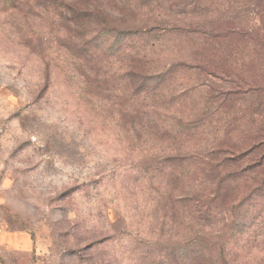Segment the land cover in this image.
Returning a JSON list of instances; mask_svg holds the SVG:
<instances>
[{"label": "rangeland", "instance_id": "obj_1", "mask_svg": "<svg viewBox=\"0 0 264 264\" xmlns=\"http://www.w3.org/2000/svg\"><path fill=\"white\" fill-rule=\"evenodd\" d=\"M220 14L261 33L256 0H0V264H264V38Z\"/></svg>", "mask_w": 264, "mask_h": 264}, {"label": "trees", "instance_id": "obj_2", "mask_svg": "<svg viewBox=\"0 0 264 264\" xmlns=\"http://www.w3.org/2000/svg\"><path fill=\"white\" fill-rule=\"evenodd\" d=\"M214 2L217 3H221L223 1L226 0H213ZM258 6H260V35H253L254 31L250 30L248 28L242 27L240 25H238L237 27L234 26L235 24V19H230L229 17L226 18L223 16V14H220L217 19H216V24L214 22V27L212 28L210 34L214 37V38H218L219 40H225V39H234L235 37H251L254 36L257 39H260V36L264 38V0H256ZM232 2H230L229 4H231ZM87 4V3H86ZM75 8H70V11L73 10ZM82 12L86 13L85 15V23L86 25H89L90 19H91V15H92V11L87 9L82 10ZM100 18L102 19V16H100ZM104 22V20H103ZM238 24V23H236ZM131 34H136V31H133ZM138 63V62H137ZM136 70H139V68L141 69V66L138 64H134ZM140 71V70H139ZM138 81L139 82H144L145 80H147L146 76H137ZM139 89V88H138ZM260 147V146H259ZM257 148V147H256ZM224 155V154H223ZM247 154L244 153H240L238 156H235V158H228L224 155L223 159L221 160V164L225 165L226 163L228 164H237L238 160H242L244 157H246ZM253 164V165H252ZM249 167H244V169L241 171L243 172L244 170H252V169H259L261 167V162L260 161H255L252 162L250 164ZM261 175V172H260ZM101 244L100 242H93L90 243L88 245H86L85 247H82L80 249H72L68 252V256L69 257H75L80 259L82 253H87L92 251V249L95 248L96 245ZM220 258H223V255L220 254ZM223 261V260H222Z\"/></svg>", "mask_w": 264, "mask_h": 264}, {"label": "crops", "instance_id": "obj_3", "mask_svg": "<svg viewBox=\"0 0 264 264\" xmlns=\"http://www.w3.org/2000/svg\"><path fill=\"white\" fill-rule=\"evenodd\" d=\"M14 240H15V244L13 245V246H8V247H6L7 249H10V250H12V252H15V253H17V251L19 250V249H22V247L21 246H23V245H21L22 244V242H23V239H24V237L22 236V235H14V237H12ZM26 240V239H25ZM13 243V242H12ZM4 247V246H3ZM24 247V246H23Z\"/></svg>", "mask_w": 264, "mask_h": 264}]
</instances>
